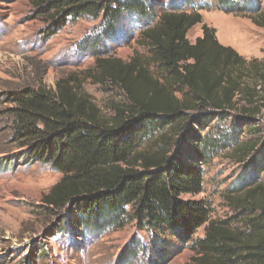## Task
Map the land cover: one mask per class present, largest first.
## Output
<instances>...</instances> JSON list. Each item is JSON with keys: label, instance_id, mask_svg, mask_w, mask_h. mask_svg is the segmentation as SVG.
Listing matches in <instances>:
<instances>
[{"label": "trees", "instance_id": "1", "mask_svg": "<svg viewBox=\"0 0 264 264\" xmlns=\"http://www.w3.org/2000/svg\"><path fill=\"white\" fill-rule=\"evenodd\" d=\"M173 1L159 12L160 0H31L45 37L79 17L100 19L96 35L82 42L95 63L59 78L55 88L12 93L13 139L26 163L62 174L42 202L58 213L76 210V221L63 217V225L99 235L136 222L149 230V255L159 264L176 243L194 251L185 264H264V141L241 140L264 127V59L248 60L222 44L199 11ZM250 1L256 4L246 15L264 27L259 0ZM217 3L226 13L243 11L238 0ZM125 14L145 21L138 44L148 54L129 61L99 54ZM198 24L202 36L191 42ZM87 81L116 89L124 101L109 104L106 115ZM230 147V157L245 165L228 196L235 213L221 220L204 200L181 196L203 192V166ZM201 227L204 236L194 238Z\"/></svg>", "mask_w": 264, "mask_h": 264}, {"label": "rangeland", "instance_id": "2", "mask_svg": "<svg viewBox=\"0 0 264 264\" xmlns=\"http://www.w3.org/2000/svg\"><path fill=\"white\" fill-rule=\"evenodd\" d=\"M162 1L165 7L159 12L167 9L173 0ZM176 1L184 10L199 11L203 22L216 30L222 44L235 48L248 60L264 59V27L256 25L246 15L251 14L256 3L238 0L243 13H226L219 9L217 0ZM30 2L0 0V264H159L155 256L149 255V230L138 228L136 222L92 235L70 223L63 225V217L76 221L75 209L65 208L58 213L43 206V196L62 174L20 158L21 148L13 139L11 126L10 110L14 104L9 98L28 86L55 88L59 78L93 67L95 58L82 48V42L96 35L100 19L79 17L58 33L45 37V24L41 19H32ZM259 2L264 10V0ZM144 22L137 15L125 14L113 39L102 41L99 54L124 61L136 54H148V48L138 44L141 31L146 27ZM199 36H202L201 24L188 33L191 42ZM85 90L106 115L112 114L109 104L124 101L116 89L89 81L85 82ZM221 125L227 126L224 122ZM259 136L264 141V127L261 134L246 131L241 140ZM232 148L215 154L203 166V192L181 196L187 200H204L215 219L229 218L235 213L228 196L236 193L232 190L238 185L245 164L230 157ZM258 179L264 182V171ZM204 234L205 229L201 227L194 238ZM189 246L180 248L176 243L170 260L164 264L189 262L194 256Z\"/></svg>", "mask_w": 264, "mask_h": 264}]
</instances>
